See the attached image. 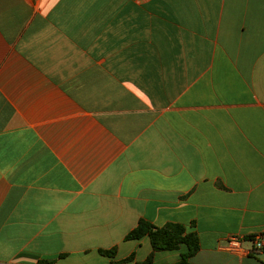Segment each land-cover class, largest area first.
Here are the masks:
<instances>
[{"label":"crops","instance_id":"1","mask_svg":"<svg viewBox=\"0 0 264 264\" xmlns=\"http://www.w3.org/2000/svg\"><path fill=\"white\" fill-rule=\"evenodd\" d=\"M140 220L264 264V0H0V264L142 263Z\"/></svg>","mask_w":264,"mask_h":264},{"label":"trees","instance_id":"2","mask_svg":"<svg viewBox=\"0 0 264 264\" xmlns=\"http://www.w3.org/2000/svg\"><path fill=\"white\" fill-rule=\"evenodd\" d=\"M145 236L150 238L153 253L146 261L138 264H152L155 252L178 250L182 245L187 247V252L183 253L181 260L174 264H192L190 260L200 251V242L197 234L188 233L186 227L181 224L170 223L163 228H157L146 220H140L137 227L126 236V240H140ZM101 254L114 257L116 250H102ZM134 258L135 255L133 254L123 262L133 261ZM38 264H53V261L43 260Z\"/></svg>","mask_w":264,"mask_h":264},{"label":"built area","instance_id":"3","mask_svg":"<svg viewBox=\"0 0 264 264\" xmlns=\"http://www.w3.org/2000/svg\"><path fill=\"white\" fill-rule=\"evenodd\" d=\"M228 243L233 248H240L244 243H248L250 247L246 249L248 255H255L264 249V237L257 236L254 238H245L241 235H232L228 239Z\"/></svg>","mask_w":264,"mask_h":264}]
</instances>
